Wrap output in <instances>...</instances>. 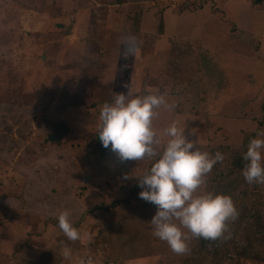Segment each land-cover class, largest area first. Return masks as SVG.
<instances>
[{
  "label": "rangeland",
  "instance_id": "1",
  "mask_svg": "<svg viewBox=\"0 0 264 264\" xmlns=\"http://www.w3.org/2000/svg\"><path fill=\"white\" fill-rule=\"evenodd\" d=\"M128 90L175 104L153 120L157 153L173 122L201 151L242 148L264 132V0H0V264H214L190 254L195 237L176 254L152 234L138 177L156 157L97 150L102 106ZM61 122L70 132L49 141ZM213 171L208 191L246 188L234 173L214 190ZM64 210L76 241L57 226Z\"/></svg>",
  "mask_w": 264,
  "mask_h": 264
},
{
  "label": "clouds",
  "instance_id": "2",
  "mask_svg": "<svg viewBox=\"0 0 264 264\" xmlns=\"http://www.w3.org/2000/svg\"><path fill=\"white\" fill-rule=\"evenodd\" d=\"M134 38L130 43H134ZM172 109L165 96L157 90H149L142 96L114 93L111 103H105L100 111L98 138L102 146L117 155L119 160L141 161L156 157L150 169L139 176L140 199L156 206L150 222L154 237L167 243L176 254L189 251L190 238L216 241L228 239V222L238 217V211L229 195L208 191L206 177L217 163L224 160V154L201 151L192 129L173 122L166 130L168 137L163 151L157 153L154 146L161 143L153 120L160 108ZM245 161L242 176L248 184L264 185V132L251 138L243 154ZM127 179V177H125ZM57 226L70 241L80 238L79 231L69 220V212L62 211L57 217ZM63 255L70 258L67 247ZM81 264H94L91 258Z\"/></svg>",
  "mask_w": 264,
  "mask_h": 264
},
{
  "label": "trees",
  "instance_id": "3",
  "mask_svg": "<svg viewBox=\"0 0 264 264\" xmlns=\"http://www.w3.org/2000/svg\"><path fill=\"white\" fill-rule=\"evenodd\" d=\"M247 145L248 143L242 148L236 150H218L220 153L224 154V160L214 166V176L211 183V188H214L215 190L216 187L223 185V182L226 183L230 180L227 179V177L231 179L235 178L233 177V174L236 173L235 175L238 178H235L233 181L236 180V184L240 183V185L246 187L245 189L240 190L238 194H236L238 190L236 186L231 188V194L230 192H222V194L229 195L232 198L238 211V217L235 220L228 222V232L225 233V235L228 236L230 231L233 233L240 232V229H247L243 232H246V235H244L245 238L243 241H230L231 238H220L216 241L195 238L192 243L190 254L197 257L196 260L198 258L209 257L213 260L212 262L214 264H238L237 262L245 260L264 263V196L260 193V195H262L260 197L263 198V200H257V195L250 190L248 191L251 184H248L242 176V168L245 164L242 157L247 150ZM108 149L104 148L101 143L97 145V150L102 158ZM216 152L217 151L214 150L212 154H215ZM260 186L262 185H259V189ZM256 192L259 193V190H256ZM133 194L135 195L136 192L133 191ZM253 201L259 203L262 201V203L258 207L255 206L256 204H253ZM112 204L114 205V202ZM249 226L253 227L252 230H254V232L248 230ZM230 243H232V246H235L234 249H228L227 254L225 256L222 255L219 249H223V247L226 248V245L229 246ZM222 257L223 259L220 261L219 259Z\"/></svg>",
  "mask_w": 264,
  "mask_h": 264
},
{
  "label": "water",
  "instance_id": "4",
  "mask_svg": "<svg viewBox=\"0 0 264 264\" xmlns=\"http://www.w3.org/2000/svg\"><path fill=\"white\" fill-rule=\"evenodd\" d=\"M43 60H45V57L43 58ZM70 132V128L69 126L64 123L61 122L56 128H55V134L52 137H49L48 140L49 141H58L60 140L62 137H64L65 135H67Z\"/></svg>",
  "mask_w": 264,
  "mask_h": 264
},
{
  "label": "crops",
  "instance_id": "5",
  "mask_svg": "<svg viewBox=\"0 0 264 264\" xmlns=\"http://www.w3.org/2000/svg\"><path fill=\"white\" fill-rule=\"evenodd\" d=\"M45 59H46V58H45ZM137 75H139V76H140V73L138 72V73H137Z\"/></svg>",
  "mask_w": 264,
  "mask_h": 264
}]
</instances>
